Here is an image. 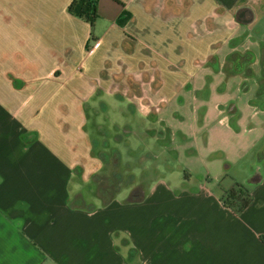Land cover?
<instances>
[{
    "label": "crops",
    "instance_id": "0c3cea01",
    "mask_svg": "<svg viewBox=\"0 0 264 264\" xmlns=\"http://www.w3.org/2000/svg\"><path fill=\"white\" fill-rule=\"evenodd\" d=\"M118 1L97 0L110 15L89 41L71 0H0V264H264V0ZM186 102L204 140L194 153L243 168L241 214L221 202L220 170L189 188L162 177L124 202H71V180L117 172L119 151L97 149L100 109L116 143L163 142L179 124L163 111Z\"/></svg>",
    "mask_w": 264,
    "mask_h": 264
},
{
    "label": "rangeland",
    "instance_id": "374dc122",
    "mask_svg": "<svg viewBox=\"0 0 264 264\" xmlns=\"http://www.w3.org/2000/svg\"><path fill=\"white\" fill-rule=\"evenodd\" d=\"M108 2L113 6L112 2ZM108 15L110 14H108L106 10H101V12L97 14L95 24L98 29L96 30L94 26V28L90 27V25L84 21L90 33V35H88L89 41L92 40L91 34L100 33L107 27L109 20ZM103 51L104 47L100 52ZM120 52L122 51L117 48L116 54H120ZM154 61V63L158 62L156 59H154ZM182 79L184 78H180V80ZM155 83L154 86H157L158 83L156 85ZM183 105L185 106L176 111L166 106V109L163 111L169 123H175L176 119L179 121L177 125L172 124L173 127L170 125L169 130L165 134L166 139L163 142L153 140L149 133H138L128 138V142L132 145L131 148H129L130 144H128L127 141L126 143H116L112 134H110L112 130L107 127L109 119L113 116L112 110L109 113L104 112L103 114L100 109L98 114L102 113V115L98 121L103 124V126L99 128L100 132H94V136L100 139V144L97 149L98 152H105L110 155L112 154V156L115 151L114 149L119 151L118 156H120V160L118 161V166H115L117 172L113 175L111 180L106 179L104 176L106 175V171L112 170V167L109 168V163H107L105 168L99 169L97 172L98 176L95 178L82 181L75 179L71 180L69 185L71 202L74 201L77 205L91 203L97 207L101 201L111 195H114V199L124 202L126 199L129 200L131 196L137 197L142 195L143 191L147 194L152 189V186L162 177L165 181L167 180L174 185V187L189 188L204 181L207 173L215 175L219 170L223 177L222 184H231V187L235 183L241 184V182L234 181V179H237V176L245 174L242 172L243 168L241 166H236L232 168L233 170L231 169L229 172L225 173L222 172L223 169L221 167H218L223 157L222 153H213L209 157V160L213 164L209 166L207 165L206 156L203 154L199 156L194 153L193 149L201 145V142L204 140L203 138L201 139L202 141H200V139L196 140L191 126L192 109L189 102ZM173 112H175V114H173ZM92 117L93 115L89 118V122H91ZM135 129H137V132H141L139 126ZM262 145L263 143L261 147ZM171 147L175 148L173 153L167 151L168 149L170 150ZM186 149L189 152H186V155H184L183 150ZM253 159V155L247 158L250 163ZM250 165L256 168L259 162L255 160L254 164ZM184 169L190 174L187 178L183 177ZM248 171H251V169ZM118 185L120 186L118 187ZM138 185H140L143 190ZM241 185H243V183ZM76 192L81 194L80 199L77 201L74 197ZM132 201L134 200L132 199Z\"/></svg>",
    "mask_w": 264,
    "mask_h": 264
},
{
    "label": "trees",
    "instance_id": "16d2710c",
    "mask_svg": "<svg viewBox=\"0 0 264 264\" xmlns=\"http://www.w3.org/2000/svg\"><path fill=\"white\" fill-rule=\"evenodd\" d=\"M114 1L120 3L118 0ZM67 10L70 14L84 20L90 27H93L97 18V0H71ZM133 197L135 196H131V198ZM251 199L249 189L235 183L224 192L221 202L224 207L231 210L235 215H239L249 205ZM260 239L264 243V236H261Z\"/></svg>",
    "mask_w": 264,
    "mask_h": 264
},
{
    "label": "water",
    "instance_id": "95a60500",
    "mask_svg": "<svg viewBox=\"0 0 264 264\" xmlns=\"http://www.w3.org/2000/svg\"><path fill=\"white\" fill-rule=\"evenodd\" d=\"M136 197V196H135Z\"/></svg>",
    "mask_w": 264,
    "mask_h": 264
}]
</instances>
